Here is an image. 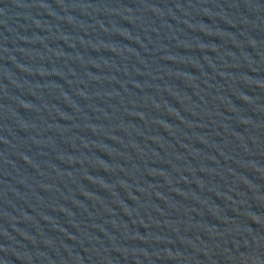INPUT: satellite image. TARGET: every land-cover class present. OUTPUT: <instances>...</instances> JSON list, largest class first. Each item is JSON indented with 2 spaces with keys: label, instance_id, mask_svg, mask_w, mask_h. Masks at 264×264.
Segmentation results:
<instances>
[{
  "label": "water",
  "instance_id": "95a60500",
  "mask_svg": "<svg viewBox=\"0 0 264 264\" xmlns=\"http://www.w3.org/2000/svg\"><path fill=\"white\" fill-rule=\"evenodd\" d=\"M0 264H264V0H0Z\"/></svg>",
  "mask_w": 264,
  "mask_h": 264
}]
</instances>
